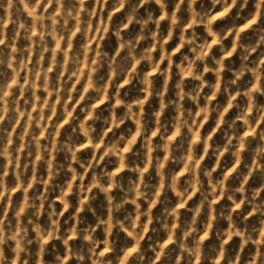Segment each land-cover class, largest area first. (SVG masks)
<instances>
[{"label": "clouds", "instance_id": "clouds-1", "mask_svg": "<svg viewBox=\"0 0 264 264\" xmlns=\"http://www.w3.org/2000/svg\"><path fill=\"white\" fill-rule=\"evenodd\" d=\"M0 264H264V0H0Z\"/></svg>", "mask_w": 264, "mask_h": 264}]
</instances>
